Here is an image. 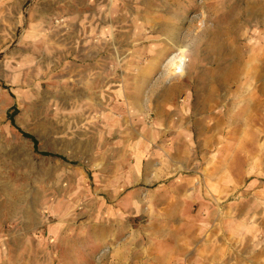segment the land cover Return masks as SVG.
I'll use <instances>...</instances> for the list:
<instances>
[{"label":"rangeland","instance_id":"374dc122","mask_svg":"<svg viewBox=\"0 0 264 264\" xmlns=\"http://www.w3.org/2000/svg\"><path fill=\"white\" fill-rule=\"evenodd\" d=\"M0 264H264V0H0Z\"/></svg>","mask_w":264,"mask_h":264},{"label":"crops","instance_id":"0c3cea01","mask_svg":"<svg viewBox=\"0 0 264 264\" xmlns=\"http://www.w3.org/2000/svg\"><path fill=\"white\" fill-rule=\"evenodd\" d=\"M169 91H163V93H168ZM167 235L166 233H164V236L158 240H156L157 242V245H158V251L159 253H190V251L188 250L187 252L185 251H182L180 252L179 250V247H178V244L175 242V241H167ZM171 239V238H169ZM133 246V244L130 243H127V241L122 244L121 246L118 247V249L120 248H126L127 251H126V256L130 257V258H134L138 253V252H134L133 249H131ZM135 248H140V245L138 244H134ZM148 244H144L142 245V250H143V253H150L149 252V249H148ZM121 253H119L120 255Z\"/></svg>","mask_w":264,"mask_h":264}]
</instances>
